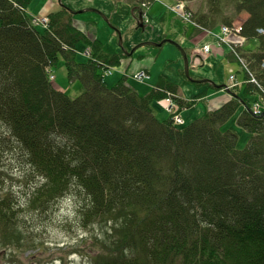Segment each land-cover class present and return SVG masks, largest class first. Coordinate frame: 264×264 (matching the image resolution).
<instances>
[{"label": "trees", "instance_id": "trees-1", "mask_svg": "<svg viewBox=\"0 0 264 264\" xmlns=\"http://www.w3.org/2000/svg\"><path fill=\"white\" fill-rule=\"evenodd\" d=\"M32 1L0 0V172L8 158L31 169L39 185L27 209L78 200L80 224L105 226L93 264H264V114L254 115L251 101L264 103V0H203L187 10L195 34L248 14L241 34L257 41L245 55L256 83L182 128L155 115L153 91L106 84L99 62L118 64L119 54L78 28L67 7L40 31L25 12ZM144 1L130 0L136 15ZM80 40L93 46L87 63L76 60ZM60 56L82 84L77 98L50 80ZM242 104L238 124L252 135L245 149L222 130ZM16 207L11 194L0 196L2 240L19 230Z\"/></svg>", "mask_w": 264, "mask_h": 264}, {"label": "rangeland", "instance_id": "rangeland-1", "mask_svg": "<svg viewBox=\"0 0 264 264\" xmlns=\"http://www.w3.org/2000/svg\"><path fill=\"white\" fill-rule=\"evenodd\" d=\"M202 1L187 2V10L195 13L202 6ZM173 2L174 0H161L153 4L145 0L140 3L139 12L146 13L145 28L137 20L132 6L135 3L130 0H33L28 13L34 18L47 17L51 23L47 15L62 7L73 11L92 9L93 11L73 15L75 25L93 41L100 40L106 53L122 52L124 55L118 65H101L106 73V84L113 87L125 80L140 95H148L153 91L159 96L153 102L155 115L161 121L176 119L175 116H178L182 120L180 126L187 127L222 107L223 96H227L225 101L230 102L238 98L237 94L243 92L248 83H256L255 72L248 66L245 55L255 51L257 41L252 40L245 46L243 40H240V46H235L236 38L231 28L242 25L248 18L247 13L238 14L231 27H226L231 31L227 36L222 32L224 24L211 32L200 31L195 34L196 29L181 18L180 12L174 10L176 2ZM37 27L40 31L45 30L42 25ZM217 34H222V44ZM166 40H172L186 50L189 64L194 60L191 67L200 65L199 74L191 68V75L202 80L205 85L197 86L185 77L184 58L180 48L170 42L165 43ZM141 44L147 45L139 47L132 55L125 52H131ZM205 44L212 46L211 54L203 52ZM91 48L93 49L92 44L88 45L84 40L77 42V62L87 63L91 60L92 51L89 56L86 54ZM196 48L199 51L195 55H200L205 63L209 61L210 64L205 65L200 56H191L189 49L194 51ZM234 49L238 55L233 53ZM243 67L245 72L240 75ZM52 69L56 76L54 84L61 91L72 98L81 95L82 84L69 78L67 63L62 56ZM142 70L149 71L151 78ZM233 74L238 78L234 85L230 80ZM171 83L177 87V93L170 90ZM207 83L213 86L209 87ZM215 85H228L230 90ZM241 96L244 97L243 94ZM251 101L252 108L257 103L261 105L256 116H262L264 103L261 96L254 95ZM245 110L246 107L242 104L235 116L222 126L224 132L230 129L238 135L239 149H245L252 137L238 124V119ZM7 162L6 171L1 169L5 172H0V196L11 194L12 204L17 206L15 213L19 230H16L15 235L7 232L3 240L0 237V264H93L92 256L99 254V242L107 236H104L105 226L80 224L78 200L69 196L55 203L48 213L27 209L39 180L33 177L31 169L23 165L22 160L19 162L8 158Z\"/></svg>", "mask_w": 264, "mask_h": 264}, {"label": "built area", "instance_id": "built-area-1", "mask_svg": "<svg viewBox=\"0 0 264 264\" xmlns=\"http://www.w3.org/2000/svg\"><path fill=\"white\" fill-rule=\"evenodd\" d=\"M174 8H175V9H174ZM174 8H173L174 10L180 12V16H181V18H182L183 20H185V21H187V22H192V13L189 12V11H187V8H186L185 3H183V2H178V3L176 4V7H174ZM34 22H35V24H41V25H43V26H45V27H48V25H49V18H47V17L37 18V19L34 20ZM226 27H227V26H224V27L222 28V32H223V35H224V36L229 35L230 32H231V31H230L228 28H226ZM231 29H232L234 35L238 37V38L235 37V38H236L235 46L238 47V46H240V40H243V42H244V40H245L244 38L242 39L241 37H239V34H240V32L242 31V26H239V27H233V28H231ZM220 40L223 41L224 38H221ZM64 48L67 49V50L70 49L68 46H64ZM210 50H211V46H210V45H205V46H204V52H205V53L210 52ZM86 54L89 56V54H90V50H88ZM237 55H238V54H237ZM263 67H264V66H263ZM50 78L53 80V79H54V76L51 75ZM230 78H231V80H232V81L234 82V84H235L236 81H237V77H236V75H232ZM254 80L256 81V79H254ZM260 107H261V105H260L259 103L255 104V106H254V108H253V110H254V114H255V115H257V114L260 112V111L258 110ZM174 115H175V114H174ZM175 118H176V119L173 118L175 124L180 125V124L182 123V120H181L178 116H175Z\"/></svg>", "mask_w": 264, "mask_h": 264}, {"label": "water", "instance_id": "water-1", "mask_svg": "<svg viewBox=\"0 0 264 264\" xmlns=\"http://www.w3.org/2000/svg\"><path fill=\"white\" fill-rule=\"evenodd\" d=\"M70 11H71L72 14L78 15V14H82V13H85L87 11H93V10L91 9V10H82V11H73V10H70ZM139 21L140 22H143V16L141 14H140V17H139ZM141 27L143 28L144 26L142 25ZM166 42H170L172 44H175V45H177L180 48V50L182 52V55H183V58H184V66H185V75H186V77L189 80H191L192 82H195V83H201V82H203V81H199V80H194L191 77V74H190V64H189V56H188L187 52L184 49H182V47L178 43H176V42H174L172 40H166L165 43ZM120 44H121V46H123V42L122 41H120ZM145 45H147V44H141V45L137 46L136 48H134L131 52H128V51H125V52L128 53V54H130V55H132L139 47H143ZM162 45L163 44H160V46H162ZM123 50H124V48H123ZM217 87H219V88L222 87V88H226L227 90H230L228 88V85H218Z\"/></svg>", "mask_w": 264, "mask_h": 264}, {"label": "clouds", "instance_id": "clouds-1", "mask_svg": "<svg viewBox=\"0 0 264 264\" xmlns=\"http://www.w3.org/2000/svg\"><path fill=\"white\" fill-rule=\"evenodd\" d=\"M178 2H183V3H186V2H184V1H181V0H176V4L178 3ZM186 5V4H185ZM186 8H187V6H186ZM69 11H70V9H69ZM25 12L26 13H28V9L27 10H25ZM71 12V11H70ZM29 14V13H28ZM72 14V13H71ZM135 14V13H134ZM74 15V14H73ZM139 15V17H140V14H138ZM138 15H136L135 14V16L136 17H138ZM47 16H49V15H47ZM142 16H143V22H140L139 21V17H138V21L140 22V25L142 26H144L143 28H145V19H146V16H145V14H142ZM31 17V19H32V22H33V24L34 25H36V26H39V25H41V24H35V22H34V20L35 19H37V18H34L33 16H30ZM185 21V20H184ZM185 22H187V21H185ZM191 25H192V23L191 22H189ZM43 26V25H42ZM243 26V25H242ZM49 27H50V23H49V25H48V27H45L44 26V29L45 30H49ZM44 30V31H45ZM242 32V31H241ZM241 32H240V34H239V37H241L242 39L244 38L243 37V35L241 34ZM237 37V36H236ZM238 38V37H237ZM246 41H248L247 40V38H244ZM245 40H244V42H245ZM244 42H243V45H244ZM180 45V44H179ZM65 46H67V45H65ZM181 46V45H180ZM69 47V46H68ZM182 47V46H181ZM70 48V47H69ZM212 48V47H211ZM247 49V48H246ZM74 50H75V52H76V47L74 48ZM90 51H92V48L90 49ZM186 51V50H185ZM203 52H204V49H203ZM205 53V52H204ZM188 54V53H187ZM192 56V55H191ZM193 61L194 60H192L191 61V64H190V67L192 66V63H193ZM99 64L100 65H104L105 63L104 62H99ZM185 69V68H184ZM245 69V68H244ZM242 70L241 72V74L240 75H243L244 73L243 72H245V70ZM48 73H49V77H51V75H53V69H52V66H50L49 68H48ZM105 75H106V73H105ZM184 75H185V71H184ZM54 76V75H53ZM186 77V76H185ZM187 78V77H186ZM50 80L52 81V82H54L55 80H52L51 78H50ZM237 80H238V78H237ZM233 85H234V83H233ZM228 87H230V86H228ZM252 112H253V114H254V110H253V108H252ZM255 115V114H254ZM171 120V122L173 123V125L176 127V128H182V127H184V126H180V125H177V124H175V122H174V120H173V118H171L170 119Z\"/></svg>", "mask_w": 264, "mask_h": 264}, {"label": "bare ground", "instance_id": "bare-ground-1", "mask_svg": "<svg viewBox=\"0 0 264 264\" xmlns=\"http://www.w3.org/2000/svg\"><path fill=\"white\" fill-rule=\"evenodd\" d=\"M154 1H156V2H158V1H161V0H154ZM176 2V0H174V2L173 3H175ZM144 14H145V16H146V13L144 12ZM148 22V21H147ZM145 23H146V21H145ZM220 41V40H219ZM221 42V41H220ZM250 42L249 41H246L245 40V42H244V45L245 46H247L248 44H249ZM221 44H222V42H221ZM199 51V48H196L194 51H191V49H189V52H190V54L192 55V57L193 58H196L197 56H200V55H195L197 52ZM212 53V48H211V50H210V52H208V53H205L206 55H208V54H211ZM233 53L235 54V55H237L238 54V52H237V50L236 49H234L233 50ZM119 54V57H120V61H119V63L118 64H120V62H121V58L124 56L122 53H117V55ZM200 58L202 59V62L205 64V65H208V64H210V62L208 61L207 63H205V61H204V59H203V57H201L200 56ZM117 64V65H118ZM199 67H200V65H196L194 68L193 67H190V74H191V68L192 69H194L195 71H196V73L197 74H199ZM142 71H144L145 73H146V75L149 77V78H151V74H150V72L149 71H147V70H142ZM184 71H185V69H184ZM234 75V74H233ZM186 76V75H185ZM232 76V75H231ZM230 76V77H231ZM191 77H192V75H191ZM193 78V77H192ZM194 80H199V81H202V80H200V79H195V78H193ZM53 80H56V76L54 75V79ZM230 80H231V78H230ZM232 81V80H231ZM193 83H195V82H193ZM195 84H203V82H201V83H195ZM207 84H209V83H207ZM211 85V84H210ZM213 86V85H212ZM218 85H215V87H217ZM131 89H133L132 87H130ZM227 90V89H226ZM137 92V91H136ZM138 93V92H137ZM152 93V91L151 92H149L148 93V95H150ZM139 94V93H138ZM140 95V94H139ZM148 95H141V96H148Z\"/></svg>", "mask_w": 264, "mask_h": 264}]
</instances>
